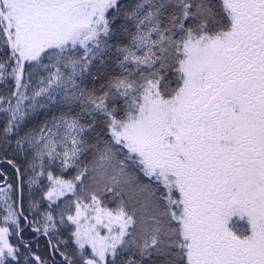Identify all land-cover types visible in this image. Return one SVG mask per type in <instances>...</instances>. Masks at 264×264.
Wrapping results in <instances>:
<instances>
[{"label":"snow or ice","instance_id":"1","mask_svg":"<svg viewBox=\"0 0 264 264\" xmlns=\"http://www.w3.org/2000/svg\"><path fill=\"white\" fill-rule=\"evenodd\" d=\"M0 264H264V0H0Z\"/></svg>","mask_w":264,"mask_h":264}]
</instances>
